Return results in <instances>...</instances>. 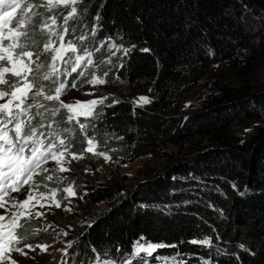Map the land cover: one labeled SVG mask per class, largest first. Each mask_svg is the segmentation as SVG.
<instances>
[{"label":"trees","instance_id":"obj_1","mask_svg":"<svg viewBox=\"0 0 264 264\" xmlns=\"http://www.w3.org/2000/svg\"><path fill=\"white\" fill-rule=\"evenodd\" d=\"M77 8L80 19L69 22L65 42L87 30L88 38L77 45L92 54V63L83 76L78 71L61 77L68 86L60 102L93 73L100 77L105 71V80L120 91L146 92L150 102L140 106L127 99L108 100L88 119L80 117L88 125L84 132L75 120L64 119L67 110L61 108L53 127L71 144L66 154L94 156L84 151L86 133L95 137L96 149L109 151L120 165L150 156L160 164L143 180L128 184L113 176L96 185L79 182L78 196L94 206L104 204L103 209L69 235L66 256L54 254L34 264L118 262L138 240L165 245L146 257L149 264L157 256H175L178 264H264V28L255 16L264 15V0H83ZM36 39L47 37L37 29ZM110 42L131 50L105 60L110 64L95 65L113 49L108 50ZM193 90L201 94L193 112L176 114ZM37 99L49 107L59 104ZM243 121L257 123L244 137L238 132ZM65 128L71 133H63ZM170 144L188 151L175 159L166 147ZM39 176L32 180L33 192L59 188L57 173ZM22 223L29 230L27 242L58 245L60 235L53 229L28 218ZM203 236L211 239V247L190 242ZM131 264H142L140 257Z\"/></svg>","mask_w":264,"mask_h":264},{"label":"snow or ice","instance_id":"obj_2","mask_svg":"<svg viewBox=\"0 0 264 264\" xmlns=\"http://www.w3.org/2000/svg\"><path fill=\"white\" fill-rule=\"evenodd\" d=\"M80 3H83V0H33V2H29V0H0V62L7 61V65H10L9 67L0 63V85L7 86L0 88V100L8 98L6 102L0 103V208H5L2 194L5 187L12 189V191H18L25 184H28L34 175L48 173L49 171L55 173L69 170L59 165L62 164L65 153L70 152L71 144L57 127H53L57 124L54 118L61 108L67 110L64 119L68 123L75 120L81 132H84L88 125L81 123L80 117L88 119L94 112V107L88 105L102 104L103 99H107V97H104L99 101L93 100L88 102V105H81L80 102H77V105L60 102V97L68 86L65 81L61 80V77L66 78L78 71L79 75L83 76L92 63V54L82 53V49L77 45V41L83 44L88 38L89 32L87 30L81 31L80 35L75 36V28H72L71 32L75 39L70 38L65 42V36L70 32L69 22L76 23L80 19L81 13L77 8ZM41 7L44 8L45 13H51L42 22L35 20L36 17L45 14L38 11ZM34 9L37 10L34 11ZM83 11H87V9ZM58 17H62V22L59 25H57ZM95 20H99V14L96 15ZM13 21L15 26H13ZM97 27V24L93 25L90 32L92 36L96 35ZM38 28L40 35L47 37L46 40L39 41L36 39ZM5 39L9 40L10 43L4 45L3 41ZM101 47H104L103 43ZM113 47L116 48L117 52L123 49L124 55H127L131 50L130 48H124L123 45L117 46L110 42L108 50L110 51ZM208 51L211 54L212 50L208 49ZM45 53L49 55L42 61L40 57ZM34 56L35 59L33 60ZM85 60L88 63H84ZM105 63L110 64L111 60L105 61ZM32 65H35V68ZM120 66L122 67V64ZM8 73L16 79L10 82L5 78ZM107 75V71L100 77L93 73L92 78L86 82L93 85L103 84L106 82L105 77ZM45 81H50V84L46 85L43 83ZM72 86L75 87L74 84ZM38 97H42L44 101H57L59 104L58 106L49 107L37 99ZM29 99L32 100V103H28ZM139 99L143 103L150 102L146 97H140ZM77 106H79L80 111L76 110ZM33 109H35V112ZM62 131L70 134L72 130L65 128ZM94 141V136H88L85 133L86 147L84 151L103 156L105 160H110L111 157L106 153L94 152L97 146ZM72 157L76 159L77 154L72 153ZM50 160L55 161L59 167L51 170L44 167ZM52 178V175L46 176L47 180H52ZM36 187H39V185H36ZM233 188H235V185H233ZM57 191V189H51V197L54 198ZM64 191L67 193L64 199L76 195L71 187L65 188ZM41 195L47 196L48 193H42ZM31 200H33V195L30 190L26 199L19 203H13L12 207L24 209ZM53 202L55 207H61L59 201L53 200ZM40 206L43 207L44 205L41 204ZM66 210L70 211L71 209ZM24 215L23 211L13 213L7 225L2 223L5 216L0 215V261H3L5 254L11 250L23 252L24 248H29L34 251L37 247L46 250L50 246L39 243L33 245L27 242L29 240V230L25 227V224L19 223L20 217ZM29 215L31 214L29 213ZM36 215L39 217L44 213L37 212ZM18 228L23 229V231L18 233ZM59 235L67 236L68 233L57 234V238ZM190 242L212 246L211 239L208 236H203L199 240L193 239ZM146 243L147 246L139 240L134 242L133 250L129 255L118 262L102 260L98 264H131V261L139 253L143 252L146 255H151L152 250L155 248L165 246L152 244L151 242ZM20 245L22 247H19ZM67 247H71V245L69 244ZM239 247L244 249L243 244ZM63 251L67 255L66 249ZM140 260L142 264H147L146 256H140ZM203 264H210V262L203 261Z\"/></svg>","mask_w":264,"mask_h":264},{"label":"rangeland","instance_id":"obj_3","mask_svg":"<svg viewBox=\"0 0 264 264\" xmlns=\"http://www.w3.org/2000/svg\"><path fill=\"white\" fill-rule=\"evenodd\" d=\"M36 10L37 9H34V11ZM42 11L45 13V10ZM46 14H48L49 16L51 15V13ZM255 16L257 17V21L262 22L261 25L264 28V15L262 16L257 14ZM58 22H62V17H58L57 25H59ZM6 41L7 39L3 41L4 45H7L5 44ZM120 45L122 44H119L117 46ZM123 47L128 48L124 45ZM113 53H115V55H113ZM47 55L49 54H43L40 59L43 61ZM123 55V49L117 52L116 48L113 47L111 52L95 65H98L107 59H118ZM0 63H5L6 66L10 67V65H7L6 61H2ZM209 71H211V66L209 67ZM5 78H12L14 80L16 79L12 77L10 73L6 74ZM89 79H87L86 81H88ZM2 88H5V86H2ZM33 91H35V89H33ZM104 97H107V99H103ZM140 97H146L148 98V100L150 99L149 94L146 92H140L134 88H125V91L122 92L119 90V86L112 85L110 84V82L106 81L103 84L98 83L95 85L85 82L78 89H70L68 93L61 98V100L66 104L77 105V102H80L81 105H88V102L90 101H99L103 99L102 104L98 103L95 106L88 105L89 107H94L95 111L99 106L105 104L108 100L118 101L120 99H127L132 101L136 105L146 106L148 103H143L142 101H140ZM5 99L7 100L8 98ZM29 100L32 102L31 99ZM200 100L201 94L199 93V91H190V93L186 95L185 100L176 110V114L181 116L189 115L193 112L195 106L199 103ZM76 110L80 111L79 106H77ZM256 125L257 123L255 121H243L238 124V132L242 137H244L246 134L250 133ZM200 144L208 145V142H203ZM166 147L170 152L173 153L175 159L179 158L181 155L185 154L188 151L187 146H175L170 144L166 145ZM94 152L99 153L104 151L102 149L95 148ZM104 153L110 156L109 151H105ZM94 156L91 157L85 154L79 155L76 159H73L72 154L65 153V156L62 158V164L59 166H63L64 168L69 170L64 172H55L59 177V188L57 189L58 191L54 198L51 197L50 190L47 189V196H42V193L39 192H33V179L29 181L28 184H25L23 187H21L18 191H12L11 194L4 197L3 202L5 203V208H0V215L5 216V220L2 223L7 225L9 223V218L13 213L23 211L25 215L20 217L19 223H22V220L24 218H28L41 223L44 227L53 229L59 234L67 232L68 235H60L58 245L48 247L46 250H42L40 247H37L34 251L32 249H24L23 252L9 251L5 254V258L0 264H34L35 260L48 258L53 256L54 254L66 256L63 250L66 249L68 254L69 247L67 246L70 244L68 240L69 235H73V233L77 230V227L90 224L98 216L99 212L101 211V209H103L104 206V204H97L94 206L89 203H85L78 196L75 190L79 182L88 185H96L103 182L106 178L113 176L119 178L124 184H128L129 182H132L134 180H143L152 168L157 167L160 164V161L152 156L139 159L125 166L117 163L111 156L110 160H105V158L100 155ZM59 166L55 161L51 160L44 165V167L50 170ZM36 177H40L39 174L33 176V178ZM67 187H71L75 191L76 195L74 197H68V199H64V197L67 196V193L64 191V189ZM4 190L6 191L7 189ZM30 190L32 191L33 200L29 201V205L26 208L19 209L16 207H12L13 203H19L26 199L27 194ZM53 200L59 201L61 207H55V203L53 202ZM37 201H39V203H37ZM41 204H43L44 206L41 207ZM66 209L71 210L69 211ZM37 212L44 213V215L38 217L36 215ZM29 213L31 215H29ZM157 249L158 248L152 250L151 255H146L145 253L141 252L137 256H146L150 258L157 251ZM147 264H149V261L147 262Z\"/></svg>","mask_w":264,"mask_h":264},{"label":"built area","instance_id":"obj_4","mask_svg":"<svg viewBox=\"0 0 264 264\" xmlns=\"http://www.w3.org/2000/svg\"><path fill=\"white\" fill-rule=\"evenodd\" d=\"M158 259L160 260H166V261H169L170 263H176L178 261V259L173 256V257H169V258H165V257H158ZM157 264H163V263H157Z\"/></svg>","mask_w":264,"mask_h":264}]
</instances>
